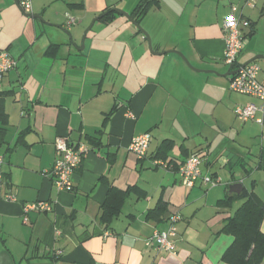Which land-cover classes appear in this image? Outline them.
Returning a JSON list of instances; mask_svg holds the SVG:
<instances>
[{
	"label": "crops",
	"instance_id": "crops-1",
	"mask_svg": "<svg viewBox=\"0 0 264 264\" xmlns=\"http://www.w3.org/2000/svg\"><path fill=\"white\" fill-rule=\"evenodd\" d=\"M64 1L72 6L61 7L64 13L59 14L45 9L49 0H32L29 16L41 15L51 24L34 20L22 27L0 19V51L16 60L0 85V113L6 114L5 122L0 115L5 128L0 142V264H228L222 254L233 236L220 229L241 200L230 207L218 205L228 192L209 190L200 179L186 187L176 166L198 151L203 174L212 175L219 162L216 174L226 168L229 184L241 181L264 205V100L230 91L229 76L197 72L166 51L182 52L195 68L225 72L222 21L235 4L250 21L235 68L264 54V0L251 7L246 0H149L151 7L136 21L162 54L149 52L145 36L113 10L131 13L140 0ZM107 9L115 14L112 22L121 19L130 31V44L125 36L105 35L108 22L98 35H89ZM66 13L76 19L74 24L68 26ZM60 24L70 30L72 42L62 36ZM83 32L87 54L77 47ZM248 102L262 107L257 113L262 123L236 118L234 107ZM144 132L151 141L139 159L129 146ZM57 136L89 148L72 173L70 191L57 190L50 173ZM164 139L173 142L165 159L156 157ZM156 159L171 166L151 167ZM110 185H137L145 195L131 192L106 227L100 215ZM7 192L15 199H6ZM36 201L48 202L51 210L25 213L23 205ZM159 201L165 214L180 216L175 253L145 246L155 228L170 224L169 219L145 217ZM260 229L264 232V212Z\"/></svg>",
	"mask_w": 264,
	"mask_h": 264
},
{
	"label": "built area",
	"instance_id": "built-area-1",
	"mask_svg": "<svg viewBox=\"0 0 264 264\" xmlns=\"http://www.w3.org/2000/svg\"><path fill=\"white\" fill-rule=\"evenodd\" d=\"M256 0H246L245 5L253 6ZM17 4L25 14H31L33 10L32 0H17ZM68 26L74 24L76 19L70 15H66ZM250 21L238 13V8L235 4H231L228 14L222 21V30L224 34L225 49L223 53V61L227 65L235 63L238 54L246 46V35L244 29L248 28ZM16 60L6 51H0V85L2 76L10 69L15 67ZM239 70L229 76L228 88L230 91L244 95L253 96L264 100V84L259 79L260 65L257 62H250L244 66H237ZM234 68V69H236ZM262 107L254 102L245 104H237L234 107V113L238 120L245 122L254 120L262 123V118L257 116ZM151 141V134L144 132L136 135L130 142L129 149L138 157L145 156ZM55 160L50 170L53 177V184L57 190H69L72 185V173L81 164L83 154L88 151V147L79 143L78 145L71 144L65 137L57 136L54 139ZM203 158L199 153L193 152L177 167L181 182L186 187H192L196 180H201L207 186H214L221 182L220 177H213L208 173H202L201 163ZM3 156L0 154V186L2 184L1 165ZM153 164L168 169L171 165L163 160H154ZM4 197L8 200H14L12 193H5ZM51 205L45 201L30 202L23 205L25 213L29 211L41 212L51 210ZM170 224L166 228H155L151 235L145 240V246L148 249H155L162 252H176L175 236L177 235L175 222L180 219L176 213L169 215ZM24 221L28 219L24 217Z\"/></svg>",
	"mask_w": 264,
	"mask_h": 264
},
{
	"label": "trees",
	"instance_id": "trees-1",
	"mask_svg": "<svg viewBox=\"0 0 264 264\" xmlns=\"http://www.w3.org/2000/svg\"><path fill=\"white\" fill-rule=\"evenodd\" d=\"M151 4L152 3L149 0H140L130 13L131 16L135 20H139V18L151 7ZM74 5L81 4L78 3ZM114 16V12L111 9H107L97 17V20L107 23ZM231 68H235V63L232 64ZM2 114L3 113L1 112L0 115ZM2 116L3 122H5L6 114H3ZM4 130L5 128L0 126V142L3 139ZM66 139L69 143L73 144L68 138ZM172 143V140L164 139L157 150L156 157L160 156L165 159L168 155V151L172 147ZM78 144L79 143L74 145ZM195 152L199 153L198 151ZM138 158L140 159V157ZM153 161L154 160L151 161V167L159 168L158 165L153 164ZM165 162L170 165L169 161ZM180 164H178L176 168ZM226 167L230 170L232 164L227 162ZM212 175H216V173ZM73 188L74 186L72 185L69 191L73 190ZM135 191L137 192L138 197L145 195V191L140 189L137 185L128 186L126 189H119L113 185L109 186L105 200L101 205L102 212L100 215V221L106 227L109 226L112 220L118 216L129 194ZM237 200H241V203L235 208L230 216L224 219L220 229L221 232L233 236L232 242L222 254V260L228 264H260L264 257V232L260 229L264 205L261 199L251 189L249 190L245 186L239 195L227 193L222 199L217 201V204L224 207H230ZM165 211L166 208L164 203L159 201L155 207L147 210L145 217L147 219L163 220Z\"/></svg>",
	"mask_w": 264,
	"mask_h": 264
},
{
	"label": "rangeland",
	"instance_id": "rangeland-1",
	"mask_svg": "<svg viewBox=\"0 0 264 264\" xmlns=\"http://www.w3.org/2000/svg\"><path fill=\"white\" fill-rule=\"evenodd\" d=\"M3 1H4V3L2 4V8H3L2 11L3 12H1V14H0V19H3V21L4 20L5 21H9V23H12L14 25L21 22L22 27L23 26H26V25L27 26L28 25L31 26L32 24H34V20L32 18H27L25 16L24 12L20 9V7L18 6V4H16L15 0H3ZM63 6H65V8L68 9L72 5H69L68 6V4H66V2L64 0H49V3L45 7V9H48L49 11L51 10L54 13L62 14V13H64L63 12L64 10H61V7H63ZM66 15H68V14L66 13ZM116 17L118 19L120 18L118 16H116ZM113 18H111V20L106 24V25H108V31H106V30L104 31L105 35L109 36V38H111V39H116L117 37H121V36L124 37L125 36L126 42H128L130 44L132 42L129 39V36H128V34H129L128 32H130V31H125V29L120 25V20L121 19H119V21L117 20L115 22H112V19ZM0 21H2V20H0ZM60 23L63 24L64 23V20L62 19ZM61 24L59 25V27H61L63 29L62 36H65V38L67 37V40L72 42V40L70 39V36H69L70 30L67 29V28H65V26H63ZM101 26H103V22L102 23L96 22L94 24L92 30L90 31V34L89 35L90 36H92L93 34L98 35V33H99V27H101ZM128 28H130V27H128ZM26 30H28V29H26ZM83 34H84V32L82 33V36H81V38L79 40V45L77 47L80 49V51H83V54H87V52H88V42H86V43L84 42V47L86 45L85 50L82 48V38H83ZM119 35H121V36H119ZM139 35L142 36L141 34H139ZM149 36H150V34H149ZM151 42H152V40H151ZM152 48L154 50L153 44H152ZM148 51L151 52L150 49H148ZM133 53L135 55H137V52H133ZM161 56L162 55H159L157 57H161ZM153 57L156 58L155 56H153ZM255 61L257 63H259V65L262 68L264 67V60L257 59ZM228 83H229V80H228ZM158 169L163 170L162 167H159ZM227 172L228 171H227L226 168H219L218 174L213 175V177H217V176L220 177L222 179V182L221 183H217L214 186H209L208 189L210 190V189H213V188H217L218 190L221 191L222 194H223V192L225 194V192H227V189H226L227 186H226V184H229V175H228ZM244 185L249 186V181L248 180H245Z\"/></svg>",
	"mask_w": 264,
	"mask_h": 264
},
{
	"label": "water",
	"instance_id": "water-1",
	"mask_svg": "<svg viewBox=\"0 0 264 264\" xmlns=\"http://www.w3.org/2000/svg\"><path fill=\"white\" fill-rule=\"evenodd\" d=\"M114 11L118 12V13H121L126 19H128L146 38V41L148 43V46L150 48V51L154 54H162L164 52H155L153 51L152 49V43H151V38L149 36V34L147 33V31L131 16V14L129 12H126L120 8H113ZM25 14V13H24ZM25 16L27 18H32L33 20L35 21H38L39 23H43V24H51L49 21L45 20L43 18V16L41 15H30L29 14H25ZM93 23V22H92ZM85 35H86V32H84L83 34V38H82V48L84 46V39H85ZM166 52H172V53H175L177 54L178 56L181 57V59L185 62V64L197 71V72H205V73H214V74H217V75H221V76H230L234 73H236L239 68H236V69H231V65L228 67V69L223 72V73H220L218 71H215V70H211V69H199V68H195L194 66L191 65V63L189 62V60L186 58V56L178 51V50H175V49H171V50H168ZM257 59H262L264 60V54L263 53H258V54H255L253 57H251L250 59H248L247 61H245L243 64H241L240 66H244L252 61H255ZM220 165L219 162H216L215 165L213 166V168L210 170V173L211 174H214L216 172V168ZM243 190V183L241 181H235V182H232L228 185V194H237L239 195ZM168 216H169V212H167L165 215H164V219H168Z\"/></svg>",
	"mask_w": 264,
	"mask_h": 264
}]
</instances>
